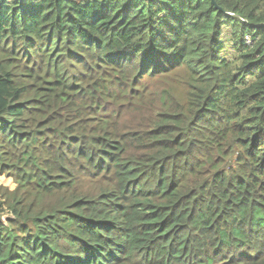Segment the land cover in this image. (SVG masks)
<instances>
[{
  "label": "trees",
  "instance_id": "obj_1",
  "mask_svg": "<svg viewBox=\"0 0 264 264\" xmlns=\"http://www.w3.org/2000/svg\"><path fill=\"white\" fill-rule=\"evenodd\" d=\"M0 176V264H264V0H0Z\"/></svg>",
  "mask_w": 264,
  "mask_h": 264
},
{
  "label": "rangeland",
  "instance_id": "obj_2",
  "mask_svg": "<svg viewBox=\"0 0 264 264\" xmlns=\"http://www.w3.org/2000/svg\"><path fill=\"white\" fill-rule=\"evenodd\" d=\"M247 41L248 40H246V42ZM229 55H230V50L228 48H225L224 49V54L222 56L223 57H229ZM175 68H177V66ZM154 79L155 78H149L148 76H145L144 77V80L149 85L151 91L152 92H155V91L158 92V90H160V89L158 88V84L153 81ZM105 111L106 112H109V111H111V108L110 107H107ZM0 184H2L4 186H7L10 189H12L14 187V183L12 182V179L11 178H8V177H5V176H3V177L0 176Z\"/></svg>",
  "mask_w": 264,
  "mask_h": 264
}]
</instances>
